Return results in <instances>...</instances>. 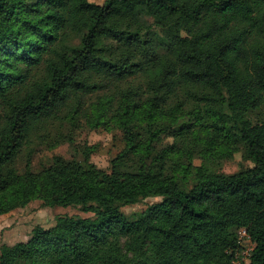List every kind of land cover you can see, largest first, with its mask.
Returning <instances> with one entry per match:
<instances>
[{"label":"trees","instance_id":"trees-1","mask_svg":"<svg viewBox=\"0 0 264 264\" xmlns=\"http://www.w3.org/2000/svg\"><path fill=\"white\" fill-rule=\"evenodd\" d=\"M263 110L264 0H0V216L92 213L1 243L0 264H233L241 228L239 264H264ZM84 123L122 131L110 171L90 147L32 168ZM237 152L253 167L221 172Z\"/></svg>","mask_w":264,"mask_h":264},{"label":"rangeland","instance_id":"rangeland-1","mask_svg":"<svg viewBox=\"0 0 264 264\" xmlns=\"http://www.w3.org/2000/svg\"><path fill=\"white\" fill-rule=\"evenodd\" d=\"M97 4H103L105 0H90ZM264 111V110H263ZM262 116L257 112L251 114L254 121L260 120ZM69 127V126H68ZM69 128L64 133L69 134ZM73 143L65 142L51 148L48 144H43L37 148L32 157V168L40 170L49 165L55 155H62L65 158H83L84 147H90L91 151L86 154L88 159L95 163L99 168L110 171L111 161L124 147L123 133L119 129H106L105 127L92 129L84 123L82 126L72 130ZM177 140L176 137H167L163 139V144H171ZM195 167L202 165L203 160L200 154L196 153L192 157ZM25 162L18 160V167L23 169ZM253 164L244 159L242 152H237L232 159H227L220 167L224 173H233L241 168H252ZM161 200V197H149L143 201L123 207L124 212L130 217H136L146 209L150 204ZM78 215L81 217L92 216V213H86L78 207L47 206L42 200H35L29 205L13 210L9 215L0 216V245L3 242L14 245L19 242H25L33 236V230L37 227L50 228L56 223V217L59 215ZM242 229V228H241ZM240 229V230H241ZM238 231V247L235 253L242 254L253 247V241L248 236ZM249 262V261H247Z\"/></svg>","mask_w":264,"mask_h":264},{"label":"built area","instance_id":"built-area-1","mask_svg":"<svg viewBox=\"0 0 264 264\" xmlns=\"http://www.w3.org/2000/svg\"><path fill=\"white\" fill-rule=\"evenodd\" d=\"M241 230H242V232H241L242 235L248 236L250 241H253L252 235L250 234V232L248 231L247 228H242ZM252 243H253L252 249H250V250L248 249V250L242 252V254L234 253V257L232 259L233 264L246 263L247 261H250L252 251L255 248V242L253 241Z\"/></svg>","mask_w":264,"mask_h":264},{"label":"crops","instance_id":"crops-1","mask_svg":"<svg viewBox=\"0 0 264 264\" xmlns=\"http://www.w3.org/2000/svg\"><path fill=\"white\" fill-rule=\"evenodd\" d=\"M10 213H11V212H10ZM10 213H7V214H3V215H5V216H6V215H9ZM3 215H1V216H3Z\"/></svg>","mask_w":264,"mask_h":264}]
</instances>
